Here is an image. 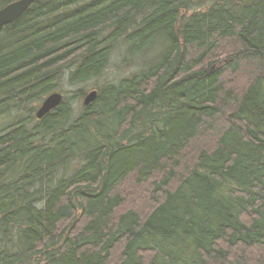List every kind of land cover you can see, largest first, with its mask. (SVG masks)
Wrapping results in <instances>:
<instances>
[{
	"label": "trees",
	"instance_id": "1",
	"mask_svg": "<svg viewBox=\"0 0 264 264\" xmlns=\"http://www.w3.org/2000/svg\"><path fill=\"white\" fill-rule=\"evenodd\" d=\"M197 1L35 0L4 27L0 118L28 116L0 131V264H264V0ZM115 51L132 73L74 115L61 83Z\"/></svg>",
	"mask_w": 264,
	"mask_h": 264
},
{
	"label": "rangeland",
	"instance_id": "2",
	"mask_svg": "<svg viewBox=\"0 0 264 264\" xmlns=\"http://www.w3.org/2000/svg\"><path fill=\"white\" fill-rule=\"evenodd\" d=\"M213 0H198L196 2V6L194 5V8H198V7H203L206 5H209V3H211ZM121 42L118 41L116 43V47L120 48L121 47ZM116 48V49H117ZM122 51V49H121ZM120 51V54H122V52ZM113 56L111 57V61L112 64H116L118 62V60L116 59L118 56V52L115 51L112 53ZM119 58V57H118ZM138 68H139V64ZM132 72L128 73V71L125 69V66L120 64H116L111 66L105 73V75H103L100 79H95V80H90L86 83L80 84L78 86L75 87H71L70 85H68L67 83H61L62 85V94H64V96L70 98L69 105L72 106L73 110L75 111L74 115H77V112L80 111L82 109L81 104H82V100H79V96L77 97V95H75V91H77L78 89H82L85 93H88L89 91H91L92 89H97L98 87H102V86H108V85H116L118 84L121 80H123L126 76L128 77V75H130ZM41 103L42 101L39 100ZM27 111H29V109H27ZM9 115H4L0 118V131L3 130V128L7 127L8 125H11L13 123H15L18 118H20L21 116L23 117H27L28 114L27 113H23L22 115L18 116L17 112H9Z\"/></svg>",
	"mask_w": 264,
	"mask_h": 264
},
{
	"label": "water",
	"instance_id": "3",
	"mask_svg": "<svg viewBox=\"0 0 264 264\" xmlns=\"http://www.w3.org/2000/svg\"><path fill=\"white\" fill-rule=\"evenodd\" d=\"M35 0H18L12 2L0 9V34L4 27L16 22L23 14H25ZM97 97L96 91L88 93L84 99V104L89 105ZM63 96L60 93H53L46 97L41 103L40 108L36 112L38 119L44 118L51 111L55 110L62 103Z\"/></svg>",
	"mask_w": 264,
	"mask_h": 264
}]
</instances>
